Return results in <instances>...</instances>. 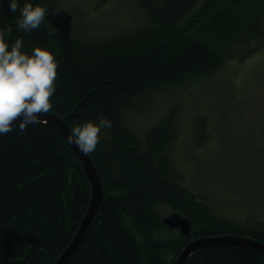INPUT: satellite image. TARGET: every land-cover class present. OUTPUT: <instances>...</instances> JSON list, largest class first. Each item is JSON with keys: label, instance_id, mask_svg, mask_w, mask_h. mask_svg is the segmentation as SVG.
<instances>
[{"label": "trees", "instance_id": "obj_1", "mask_svg": "<svg viewBox=\"0 0 264 264\" xmlns=\"http://www.w3.org/2000/svg\"><path fill=\"white\" fill-rule=\"evenodd\" d=\"M9 2L0 8V29H11L5 36L9 50L22 39L25 53L46 48L58 62L50 112L70 131L100 117L111 121L88 154L102 201L66 264H172L187 243L203 236L264 243V224L221 217L182 184L169 156L176 109L143 137L123 120V108L137 97L214 74L233 54L232 42L248 44L241 58L264 47V0H137L144 26L98 39L78 32L61 0H17L14 13ZM26 2L48 10L45 23L27 34L17 24ZM47 24L56 31L51 34ZM16 123L13 132L0 135V264H54L84 217L91 187L53 123L31 124L22 133ZM203 124L197 121L196 129ZM163 207L189 218L188 235L169 231L160 217ZM186 264H264V254L209 245L195 250Z\"/></svg>", "mask_w": 264, "mask_h": 264}, {"label": "rangeland", "instance_id": "obj_2", "mask_svg": "<svg viewBox=\"0 0 264 264\" xmlns=\"http://www.w3.org/2000/svg\"><path fill=\"white\" fill-rule=\"evenodd\" d=\"M5 1L0 0V8ZM61 1L64 12L77 22L78 32L87 38L129 32L146 22L137 0ZM243 27L248 29V24ZM241 30L234 33V38ZM246 44L232 42L229 50L233 54L209 77L137 97L123 108V120L129 129L143 137L151 126L176 109V140L169 156L182 175V184L203 197L219 216L261 225L264 224V47L241 58ZM197 121L204 124L196 129ZM170 212L163 207L160 217Z\"/></svg>", "mask_w": 264, "mask_h": 264}, {"label": "clouds", "instance_id": "obj_3", "mask_svg": "<svg viewBox=\"0 0 264 264\" xmlns=\"http://www.w3.org/2000/svg\"><path fill=\"white\" fill-rule=\"evenodd\" d=\"M17 0H10L9 9L16 12ZM47 8L24 3L17 19L19 29L31 33L45 23ZM51 29V34L56 30ZM11 29H0V135L14 131L18 119L19 131L24 132L31 124L41 122L40 117L52 110L51 97L56 90L58 62L53 53L41 47L31 54L22 51V39L11 45L5 40ZM111 128V121L100 117L97 123L88 121L72 129L68 143L76 145L85 155L96 150L100 143L101 129Z\"/></svg>", "mask_w": 264, "mask_h": 264}, {"label": "water", "instance_id": "obj_4", "mask_svg": "<svg viewBox=\"0 0 264 264\" xmlns=\"http://www.w3.org/2000/svg\"><path fill=\"white\" fill-rule=\"evenodd\" d=\"M41 122H50L53 123L61 132L63 138L65 139L68 146L78 157L81 162L91 187V199L87 210L84 214V217L73 236L71 242L67 245L64 251L60 254L58 259L54 264H66L73 253L78 248L81 243L91 221L93 220L96 212L98 211L101 201H102V187L100 177L94 166V163L90 156L82 153L79 148L68 143V136L71 134V131L64 119L56 113L49 112L40 117ZM16 122H20L18 119ZM15 122V123H16ZM162 222L169 227L170 229H177L181 234L188 235L191 230V222L187 216H182L177 212H171L164 217H162ZM218 244H229V245H239L246 246L264 254V243L257 241L249 237L241 236H203L192 239L187 245L181 250V252L176 256L172 264H186L190 255L197 249L209 246V245H218Z\"/></svg>", "mask_w": 264, "mask_h": 264}, {"label": "bare ground", "instance_id": "obj_5", "mask_svg": "<svg viewBox=\"0 0 264 264\" xmlns=\"http://www.w3.org/2000/svg\"><path fill=\"white\" fill-rule=\"evenodd\" d=\"M174 155H175V153H174Z\"/></svg>", "mask_w": 264, "mask_h": 264}]
</instances>
